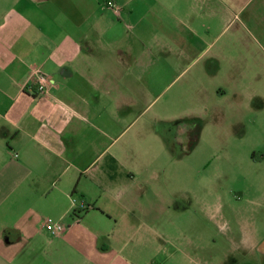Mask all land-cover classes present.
I'll return each instance as SVG.
<instances>
[{
	"label": "crops",
	"instance_id": "1",
	"mask_svg": "<svg viewBox=\"0 0 264 264\" xmlns=\"http://www.w3.org/2000/svg\"><path fill=\"white\" fill-rule=\"evenodd\" d=\"M130 4L0 0V264L17 246L36 249L29 264H149L128 250L177 234L158 227L178 196L172 182L159 188L161 164L113 148L126 118L114 116L116 89L126 104L132 69L121 44ZM36 71L51 81L45 94Z\"/></svg>",
	"mask_w": 264,
	"mask_h": 264
},
{
	"label": "rangeland",
	"instance_id": "2",
	"mask_svg": "<svg viewBox=\"0 0 264 264\" xmlns=\"http://www.w3.org/2000/svg\"><path fill=\"white\" fill-rule=\"evenodd\" d=\"M131 9L121 43L131 77L114 114L126 118L113 148L132 164H161L159 188L172 182L178 196L158 227L178 232L128 251L149 264H264V0H131ZM33 250L10 249L13 264H29Z\"/></svg>",
	"mask_w": 264,
	"mask_h": 264
},
{
	"label": "built area",
	"instance_id": "3",
	"mask_svg": "<svg viewBox=\"0 0 264 264\" xmlns=\"http://www.w3.org/2000/svg\"><path fill=\"white\" fill-rule=\"evenodd\" d=\"M106 5L108 7L113 8V3L111 1H107ZM116 14H119L118 9H115ZM35 84L37 85V91L40 94H45L47 92V90L49 89L50 85H51V81L49 78L43 76L42 74H40L39 72H35ZM47 223V222H45ZM45 228L47 231H49L51 234H53L54 236H58L61 232H62V226L60 224H46Z\"/></svg>",
	"mask_w": 264,
	"mask_h": 264
},
{
	"label": "trees",
	"instance_id": "4",
	"mask_svg": "<svg viewBox=\"0 0 264 264\" xmlns=\"http://www.w3.org/2000/svg\"><path fill=\"white\" fill-rule=\"evenodd\" d=\"M82 211H83V210H79L78 213H77V215L81 214Z\"/></svg>",
	"mask_w": 264,
	"mask_h": 264
}]
</instances>
